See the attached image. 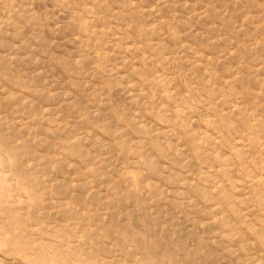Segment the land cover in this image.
Masks as SVG:
<instances>
[{
    "label": "rangeland",
    "instance_id": "rangeland-1",
    "mask_svg": "<svg viewBox=\"0 0 264 264\" xmlns=\"http://www.w3.org/2000/svg\"><path fill=\"white\" fill-rule=\"evenodd\" d=\"M0 264H264V0H0Z\"/></svg>",
    "mask_w": 264,
    "mask_h": 264
}]
</instances>
